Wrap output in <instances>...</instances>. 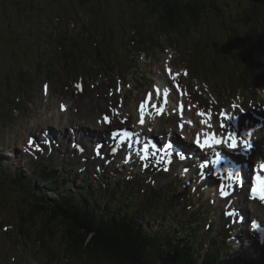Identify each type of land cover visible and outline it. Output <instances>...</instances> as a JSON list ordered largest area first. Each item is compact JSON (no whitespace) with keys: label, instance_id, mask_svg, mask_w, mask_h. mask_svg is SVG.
Here are the masks:
<instances>
[{"label":"trees","instance_id":"obj_1","mask_svg":"<svg viewBox=\"0 0 264 264\" xmlns=\"http://www.w3.org/2000/svg\"><path fill=\"white\" fill-rule=\"evenodd\" d=\"M143 1L150 10L157 11L162 24L169 27L185 25L189 30L188 26H197L208 10L227 20L221 16L222 7L217 6L218 0ZM248 2L243 8L238 6V12L252 21L262 20L264 3L245 0V3ZM238 7L232 9L228 16H232ZM258 37L260 47L264 48V27ZM219 56L224 58L222 62L225 65L228 57L223 52ZM15 187L25 204V212L32 213L25 218L28 234L29 228L36 230L37 237L45 242L59 237V247L90 264H232L229 257L219 258L211 252L198 260L185 246L189 241L171 235L169 230L163 233L147 231V223L139 218L143 213L140 208L124 212L121 206L114 208L106 205L100 209L85 199L77 200L68 194L56 192L51 197L38 185L24 180H19ZM32 222L36 224L29 227ZM53 223L59 232L53 231Z\"/></svg>","mask_w":264,"mask_h":264},{"label":"rangeland","instance_id":"obj_2","mask_svg":"<svg viewBox=\"0 0 264 264\" xmlns=\"http://www.w3.org/2000/svg\"><path fill=\"white\" fill-rule=\"evenodd\" d=\"M23 1L25 2V4L20 3L21 0H18V1L17 0H0V9H3L4 13H6V15L9 18L12 25H16L18 23V20H16V19L14 21H12L13 16H15V15L18 17L24 16L27 13L25 11L26 7L29 4V1H32V0H23ZM37 1L38 0H36V2ZM94 1L91 0V4H94L95 3ZM112 1L116 2L117 6H118V10L121 11V13H118V14L120 16L122 14L121 21H123V22L127 19L136 20V19L140 18V19L145 20L146 22H149L151 25H153V23L156 21L155 15L153 14V12H151L152 10H150L148 7H145L143 0H108L107 4L101 5V7L99 9H97L94 5H90V6H91L93 11H97L99 14L104 13V11H106V10H109V12L112 14V8L110 7ZM39 2H42V0H39ZM60 3H64V2H60ZM216 3H219V5H217V6L222 7L221 16L227 20L220 19L218 16V13L214 14L208 10L205 13V15H202L204 17L200 20V22L198 23L197 26H194V25L188 26L189 30H186L185 31L186 33H179V31H178L176 34L175 30H178L177 28L176 29L171 28V30H169V31L166 30L167 33L172 34L170 36V38H180L181 35H183V37L187 39V35H190V36H192V41L195 43H199L200 47H203L205 43H207V46H210L209 51H211L212 53L214 52V56L209 57V59H211L212 57H217L218 51H219V46H220L219 42H225L226 39L227 40L229 39L230 35L227 33V29L229 31H232V27L234 26V23H232L229 19L234 20L238 16H241L240 12H238V10H239L238 6H241L243 8L244 4H249V2L245 3V0H218ZM10 6H13L16 9H14ZM236 7H238V8L234 10L233 15L231 17L228 16V14L231 13L230 11ZM18 9L20 10V12ZM56 9H58V8L56 7ZM260 19L264 20V18H260ZM20 21L22 22L24 20L20 19ZM26 24H27V22H26ZM224 24L226 25V27L224 26ZM236 25H237V29H236L235 35L240 36V37H243L244 35H246L248 41H252L256 37V33H254L255 31H251L250 28H254V29L259 30V27H260V25L258 23H256L255 21H250V23H247V22H244L242 20H238V22L236 21ZM0 27H1V23H0ZM158 31L166 32L161 28H158ZM0 32H1L0 34L3 35V32L2 31H0ZM160 35H161L162 39H165L161 33H160ZM207 35H209L211 38H213L215 40V43L212 41L204 43V41H206ZM174 36H178V37H174ZM256 39H257V37H256ZM231 42H232L231 43L232 47L230 48V58L228 59V62L225 64L226 69L223 70L220 68L224 65L215 66L211 62L210 64L212 65V68L214 71H212V72L208 71L209 73L217 74V73L228 72L229 74L234 73V74H237L238 76H240L241 74L244 75L240 66H238V64H239L238 63V57L236 56V52H237L236 47L240 48L241 46H244V44H242V42L239 40L237 41V39H233V40H231ZM233 42H235V43H233ZM247 43L249 44V42H247ZM233 44H236V45H233ZM1 45L5 46L8 49V51L4 50L1 47ZM250 45L254 46L256 44L250 43ZM10 46L15 47L16 51L14 54L19 53V55H20L19 59L20 60L19 59L15 60L13 58L12 53L9 51ZM23 48H24L23 42L14 40L13 37L8 38V37L4 36L3 43H0V84L2 83L5 85L6 91L8 90V88L13 87L14 83L17 82L18 79L24 78V76L27 75V73H20L19 77L17 78V75L15 76L12 73V68L14 67L12 64L16 63L15 67H18V66L22 67L23 65L30 64V61L34 60V58H35L31 53V46L30 45L27 46L25 49H23ZM203 50H205V49H203ZM261 52H262V56L264 58V52L263 51H261ZM254 61H259V60H258V58L253 56L252 62H254ZM262 62L263 63L258 67V70L264 71V60ZM17 71L18 70H16V72ZM34 73H36V70L33 73H29V75L34 74ZM10 74H11V76H10ZM35 76L36 75H33V77H35ZM0 137H1V124H0ZM12 146H14V144ZM65 184H67V183H65ZM39 185H41V183H39ZM53 194L54 193L51 191L49 196H53ZM2 197L4 199H8V194L4 193L2 195ZM13 200L14 201H12L11 203H7V201H4V203L6 205H10V207H18L19 206L20 209H23V207L21 206L19 201L16 200L15 195L13 197ZM14 202H18V204L14 203ZM115 203H117V202H115ZM128 208L132 209L133 203H129ZM171 210L172 209L165 207L158 212V215L159 214H165V213L170 214ZM2 211L4 212V209H2ZM13 215L15 216V214H13ZM175 215L177 216V214H175ZM147 218L148 219L150 218L148 223L155 225V226H149L148 230H150V231L151 230H157V229H162L164 227V226H162L161 221L156 220L154 216H152V215L147 216ZM35 224H36L35 222H32L29 227H33ZM24 225L28 226V224H26V223H24ZM52 226L55 227V229L53 230L54 232H59L55 223H53ZM59 228L61 229V227H59ZM36 232H37L36 230H31L29 228V234H28L27 239L24 241L19 240L20 243H22V244L24 243L23 244V247H24L23 253H24L25 258H27L28 260L35 258V259H39V260L43 261L44 257L49 256L48 252H50V250L53 248V250L56 251V254H59L58 258L66 260V256L64 255L65 253H64L63 247L62 246L59 247V245L61 244V239L59 237H53L51 242H45V241H41L37 237ZM19 242L14 241V244L10 245V247L12 248V250H11L12 253L18 252V247L20 246ZM0 245H2L3 247L6 246L5 239L3 238V236H0ZM61 259H58L56 261V264H59V263L63 264ZM59 260H60V262H59ZM262 260L264 261V258H262ZM242 264H245V263L243 262Z\"/></svg>","mask_w":264,"mask_h":264},{"label":"snow or ice","instance_id":"obj_3","mask_svg":"<svg viewBox=\"0 0 264 264\" xmlns=\"http://www.w3.org/2000/svg\"><path fill=\"white\" fill-rule=\"evenodd\" d=\"M45 87H46V86H45ZM78 87H79V85H78ZM233 107H235V105H233ZM199 115H204V113H199ZM221 115H223V113H221ZM143 116H144V111H143V105H142V106H141V123H143ZM105 119H107V118L105 117ZM221 127H223V124H221ZM227 141H228V143H227V147H228L229 149H235V148L237 147V139H236V136H235L234 134H231V133H230V134L228 135V137H227ZM210 142H211V143H215V144H220V143H222V141L215 139V137H212V138H211V141H209V140H205L204 143H200V141L197 140V143L200 145L201 148L205 147V145L209 144ZM28 143H29V144H32L33 141H32L31 139H29ZM244 147H245V149H247L248 147H250V145H248V143H247L246 141H244ZM262 167H264V166H262ZM235 176H236V178H239V174H235ZM256 180H257V181H260V180H261V177H259V176L256 177ZM251 191H252L253 193L256 192V187H255V185H253V187L251 188ZM221 195H226V193L221 192ZM261 199H264V194L261 195ZM253 227H254V228L257 227V225L255 224V222H253Z\"/></svg>","mask_w":264,"mask_h":264},{"label":"bare ground","instance_id":"obj_4","mask_svg":"<svg viewBox=\"0 0 264 264\" xmlns=\"http://www.w3.org/2000/svg\"><path fill=\"white\" fill-rule=\"evenodd\" d=\"M51 115L54 116V121H55V120H56V117H55V116H57V115L55 114V112L52 111ZM55 122H56V121H55ZM71 123L78 125V127H81V126L84 125V124L79 120V118L76 119V120H72ZM55 125H59V124H55ZM79 135L82 136L81 134H79ZM65 137H67V136L65 135ZM86 152H87V153H91V151H88V150H86ZM194 171H195V169H194ZM173 172H174V174L179 173V174H182L183 176L186 177V174H184V173H186V171H182V169H180L179 171H178L177 169H174ZM187 178L190 179V176H188ZM188 207H189V206H188ZM57 251H58V250H57ZM57 253H58V252H57ZM64 253H65L64 255L66 256L67 259H69V260H71L72 262H74L73 264H90L88 261L84 260L83 258H79L76 254H68L67 252H65V250H64Z\"/></svg>","mask_w":264,"mask_h":264},{"label":"water","instance_id":"obj_5","mask_svg":"<svg viewBox=\"0 0 264 264\" xmlns=\"http://www.w3.org/2000/svg\"><path fill=\"white\" fill-rule=\"evenodd\" d=\"M252 1L264 3V0H252ZM25 222L27 223V220H25Z\"/></svg>","mask_w":264,"mask_h":264}]
</instances>
